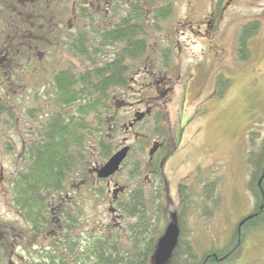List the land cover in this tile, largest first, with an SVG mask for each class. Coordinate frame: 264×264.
I'll return each mask as SVG.
<instances>
[{"label": "rangeland", "instance_id": "obj_1", "mask_svg": "<svg viewBox=\"0 0 264 264\" xmlns=\"http://www.w3.org/2000/svg\"><path fill=\"white\" fill-rule=\"evenodd\" d=\"M70 1L64 33H68L65 29L76 32L85 22L77 0ZM134 2L142 5L141 0H89L85 8H90L94 27L110 29L117 16L131 12ZM167 3L168 15L155 19L151 13ZM138 8L145 22L137 38L144 39L145 48L137 57L125 59L129 69L124 85L89 96L96 109L80 116L76 108L84 101L62 105L52 83L54 74L61 69L78 73L99 67L121 50V43L103 46L93 40L97 50L92 54L100 53L95 62L76 56L67 46H51L42 51L40 69L32 71L23 90L6 96L5 83L0 84V100L6 106L0 113V233L10 221L16 226L22 223L15 216L19 196L11 184L28 165V144L39 136L41 124L67 111L85 130L77 132L75 125L81 144L72 138L68 157H73L74 165L62 180L66 202L76 201L78 254L75 260L69 253L56 260L49 239L40 235L33 240L27 217L22 223L29 229L25 244L41 250L30 253L29 264H53V260L91 264L81 249L92 237L106 235L121 249L131 247L136 239L144 246L151 239L156 243L173 221L181 225L182 245H191L197 254L190 258L181 247L174 255L177 264H205L210 254L216 260L212 264H264V228L247 227L257 208L264 207V0H144ZM251 21L258 22L257 30L239 52V32ZM153 95L151 114L133 128L139 137L127 134L121 125L132 109L142 107L144 96ZM155 128L169 137L168 149H173L165 167V188L161 175L149 182L144 168ZM124 135L130 147L108 183L92 170L107 158L102 157L103 146H110L113 153ZM173 137L175 146H171ZM113 182L124 188L117 186L116 200L110 191ZM50 191L43 210L47 203L58 202L57 196L49 198ZM45 193L43 189L41 194ZM132 195H139L143 212H126ZM145 221L148 229L140 232ZM233 240L239 246L234 254L225 259L216 254L227 252ZM33 241L38 247H32ZM5 254V247H0V264H6Z\"/></svg>", "mask_w": 264, "mask_h": 264}, {"label": "trees", "instance_id": "obj_2", "mask_svg": "<svg viewBox=\"0 0 264 264\" xmlns=\"http://www.w3.org/2000/svg\"><path fill=\"white\" fill-rule=\"evenodd\" d=\"M33 3H35V5L31 8V15L35 14L37 16L32 18L31 22L41 24L44 28V32L46 31L48 33V28L54 26L55 23L59 22L63 25L62 21L64 20L65 13L68 11L67 5L69 6L71 1L34 0ZM79 3L84 4L86 0H79ZM141 4H144V0H141ZM142 5L137 4V2L132 3L133 7L131 8V12L122 16H117L113 27L110 29L106 27L103 30L93 32V36L98 37L96 41H99L103 46L115 42L123 45L121 50L117 51L110 60L102 62L99 64V67L85 72L75 73L72 68L56 71L52 83L57 92V98H59L62 105H69L74 101H84L76 108V112L82 116L85 115L89 109H96L94 103L88 101L90 95H102L110 86L115 87L125 84L127 81L125 75L129 69L128 64L125 63V59L137 57L138 53L142 52L145 48L144 39L137 38L143 31V22H145L144 13L140 10L142 8H138L139 6L142 7ZM155 11V13H151L154 15L153 17L155 19L165 17L170 11L169 3L159 6ZM113 13L116 14L115 12ZM1 20L2 17H0V21ZM257 27V21L248 22L241 27L238 35L239 52L244 50L248 39L255 33ZM80 33L78 42L69 39L68 42L63 41L64 45L62 44L60 47L64 48L67 46L69 51H72L75 55L76 52L85 54V56H88V62H95L94 57L100 53H88L89 49L87 48V43L89 41L87 32L82 31ZM48 35L54 37L53 39L55 41L58 39L54 33H48ZM42 44L47 50L53 46L49 45L47 42ZM93 50H97V48L93 47ZM242 58H245V56L243 55ZM33 61L36 60H32L31 63H33ZM5 109L6 106L0 100V113ZM72 119V114H69L67 111L65 114L61 115L54 114L46 123L40 125L41 132H38L39 136L28 144L26 149L28 165L23 170V173L20 172L15 180V191H17L16 195L19 196L18 201L20 204L25 202V204L32 203L33 205H44V203L50 201L46 199V197L51 194L50 189L53 190V195L49 198L57 195H64L65 187L63 186L62 180L65 175L69 173L71 166L74 165L72 162L73 157H68L72 138L75 139L74 141L78 142L76 145L81 144L80 137L78 135L76 136L74 132L75 125L78 126L77 132H85V130H80L82 123L73 121ZM101 152L103 155L102 157L107 158L112 154L110 146H103ZM254 159L255 157L251 158L250 163L255 164ZM61 187L62 189H60ZM43 189H46L44 195L41 194ZM20 198H22L21 202ZM138 198L139 195H132V200L129 199L127 204H125V206L127 205V213L134 214L137 213L136 211H138V213L143 212V204L140 203L141 201H139ZM125 206L123 205V207ZM259 207L247 226L250 229L264 228V207L262 209ZM29 211L35 212L32 211V208L29 209ZM69 219L70 218H68V229L70 228ZM177 224L180 227V235L168 264H177L176 261L173 262L174 255L178 253L181 247H183V250H181L182 254L193 259L197 257V254L192 252L191 245H182L181 225L180 223ZM142 228H144L143 231L148 229L146 221L141 226L140 232ZM116 243V240L106 235L94 236L90 244H87L85 249H81L83 251L82 254L85 255L87 260L91 259V264H149L156 246L154 239H151L148 243L146 242L144 246H141L139 240L136 239L131 247L123 249L118 248ZM235 243L236 240H233L229 248H227V252L218 251L216 254L223 257V259H225L226 256H231L235 253V250L239 249L238 243L236 245ZM77 254L78 251L76 248V255ZM75 258L76 257L72 258V260H75ZM213 258L214 256L210 254L208 258L209 261L207 260L205 264L215 263L216 260H213ZM52 263L57 264L54 260ZM62 263L63 262H61V264ZM200 264H202V261Z\"/></svg>", "mask_w": 264, "mask_h": 264}, {"label": "flooded vegetation", "instance_id": "obj_3", "mask_svg": "<svg viewBox=\"0 0 264 264\" xmlns=\"http://www.w3.org/2000/svg\"><path fill=\"white\" fill-rule=\"evenodd\" d=\"M88 1L89 0H86V3L80 4L79 0H77L80 6L78 11L81 12L80 18L82 19L83 15L85 22L84 26L79 27L76 32H73L72 29H70V31L65 29L68 33H64L63 25L65 19L62 21L63 25L58 22L55 23L54 26L48 28V33H54L56 37H58L55 41L53 39L54 37L48 35L46 31L44 32V28L41 24L31 22V19L37 16L35 14L31 15V8L35 5V3H31L32 0H0V17H2V20L0 21V84L5 83L4 93L6 96H9L10 93H17L23 90L29 84V78L35 73L36 68L40 69L38 63H41L42 61V51H47L42 43L47 42L49 45L59 47L62 44L64 45L63 41L69 39L78 42L81 34L80 32L86 31L89 41L88 43L86 41L87 48L89 49L88 53H92L94 47L92 42L93 40L96 41V38H98L97 36H93V32L100 29L94 27L93 24L90 23V21L93 20V15L87 11L90 8H85ZM84 9L85 12H83ZM67 14L68 13H66V15ZM69 14L71 16V13ZM210 14L213 15L214 12H210ZM92 28L93 31H90ZM105 28L106 27L103 29ZM96 42H98V44L100 43L99 41ZM76 56L89 60L88 56L79 52H76ZM32 60L36 61L31 63ZM32 71L34 73H32ZM160 78L162 79L163 77ZM14 86L16 87L15 89L12 88ZM156 91L157 93H160L159 90ZM152 97L155 96H144V99L140 100V102L143 103L142 107L132 109L127 122H124L121 125L127 134L130 132L133 133L136 138L139 137V135H135L133 128L138 123H142L146 115L151 114L150 109L152 105L150 104L149 99ZM149 124H154V121L152 120ZM146 128L152 127L147 125ZM151 135V145L148 149V156L144 165L147 172L146 176L148 177L149 182H153L161 175L164 184L163 187L165 188V167L173 155V149H168L169 137H165L161 131H157V128H155ZM127 138V135L123 136V141L120 146L127 144ZM176 141L177 140L173 137L171 139V146H175ZM95 168L97 167L93 168L92 173L96 172ZM111 177L112 175L104 179H106V182L110 183L112 180ZM11 185L12 188H15V180L12 181ZM117 186L120 187L121 191L124 189L123 186L117 185L116 182H113L110 191L115 200L117 199L116 197H118L117 193L120 192ZM57 201V203H47L44 210L42 208L44 207L43 204L33 205L32 203H26V205H24L17 202L18 207L16 212L13 208H11L10 211L11 213L15 212L16 219H19L22 223H24V220L27 217L31 220V233L34 241L41 237L40 235H42V239L45 238L50 240L52 245L50 244L49 246L52 247L55 252L56 260L62 259V256L68 253L70 259H72L76 257V237L74 236L77 216L76 201L68 203L65 200V196L62 195H57ZM12 202L14 205V201ZM31 208L32 211L35 212H30L29 209ZM111 208L113 211L115 210L113 207ZM68 218H70L69 229ZM22 223L16 226L10 221V223H7L5 226L6 231L0 233V247H5L6 264H29L26 259L30 257V253L39 254V251H41L31 250L29 246L30 244H25L29 240V229L24 228ZM34 241L32 247H38L35 244L37 242Z\"/></svg>", "mask_w": 264, "mask_h": 264}, {"label": "water", "instance_id": "obj_4", "mask_svg": "<svg viewBox=\"0 0 264 264\" xmlns=\"http://www.w3.org/2000/svg\"><path fill=\"white\" fill-rule=\"evenodd\" d=\"M129 145H123L114 151L99 167H97L96 175L98 178H107L115 173L121 163L124 161ZM261 178L257 182L261 183ZM248 217H251L248 216ZM242 223V222H241ZM180 235V228L177 222H171L166 226L163 234L158 238L155 250L152 254L153 264H165L169 260L172 251L175 249Z\"/></svg>", "mask_w": 264, "mask_h": 264}]
</instances>
